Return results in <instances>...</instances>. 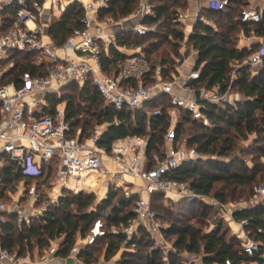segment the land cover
I'll list each match as a JSON object with an SVG mask.
<instances>
[{
	"label": "built area",
	"instance_id": "obj_1",
	"mask_svg": "<svg viewBox=\"0 0 264 264\" xmlns=\"http://www.w3.org/2000/svg\"><path fill=\"white\" fill-rule=\"evenodd\" d=\"M231 1L207 0V8L213 11L226 10ZM111 2L0 0V62L7 61L15 53H39L49 64L46 75L34 76L26 72L18 80L7 79V72L12 65L0 70V166H4L7 160L15 164L23 176L38 177L44 166L58 163L56 182L52 183L53 193L48 192L49 200L31 214H24L18 209V222L31 225L50 206L59 205L64 190L75 194L94 192L98 195L101 187L93 181H85L86 176L97 174L103 177V184L107 183L102 187H108V193L110 190L117 193L121 187L124 188L116 204L123 199L134 198L135 219L128 225L111 227L109 230L104 221L98 219L87 235L79 236L72 247L69 258L74 261H80L82 249L96 244L108 233L123 234L130 241L142 228L150 235L154 242L153 248L160 252L163 263L170 264V255L175 251L174 243L166 237L168 224L160 220L152 206L153 196L163 195L178 201H200L217 208L221 219L238 226L236 233L242 242L243 252L253 259L249 264H264V227L257 229V234L262 238L256 239L248 229L249 220L235 218L236 212L247 209L250 203H224L216 197L196 193L187 181L171 178L181 167L206 158L196 148L189 147L186 139L178 138V127L183 122V116L209 123L204 111L208 105H236L241 100V95L232 90L236 73L226 88L220 84L212 88L200 86L201 70L195 68L197 52L191 48L188 56L186 39L180 43L179 54L174 57V70L166 73L160 63L153 69L141 48L129 50L121 47L118 38L122 32L139 36L155 32L158 24L143 22L145 17L155 16V6L150 0H140L137 9L130 15L116 20L108 16L101 18V13ZM71 5L82 8L83 15L79 20L82 27L74 29L63 44L56 45L48 33L52 18L60 16ZM202 15V9L194 14L189 10L178 11L176 21L184 23L187 28L192 26L190 31L184 29L185 38L193 32ZM262 15L263 10L246 6L239 20L254 25L262 21ZM252 36L256 37L255 34ZM242 38L246 44L251 39L246 34H242ZM111 47L119 50L124 58L109 73L102 57L103 54L110 56ZM247 48L250 49L249 45ZM189 61H194L191 68L187 67ZM263 61L264 47H260L248 59L252 67L263 65ZM88 79H91L106 105L114 110L144 113L149 122L152 117L166 111L169 126L159 151L149 153L148 136L117 139L110 149L101 146L100 141L108 124L96 126L88 136L82 138V129L74 132L72 123L66 118V102L58 103L54 113L45 112V108L50 105L48 97L60 98L64 88L70 84L83 85ZM153 101L166 104L167 109L147 108ZM126 177L133 180L128 181ZM128 183H132L134 189H129ZM40 196L36 188L29 190L32 208L39 204ZM260 202H264V181L254 186L251 198V203ZM7 212L13 211L0 202V225L6 221ZM59 249L60 240L57 239L36 260V264H50ZM32 263L34 261L29 252L19 254V251L11 252L0 245V264ZM185 264L205 263L201 258L192 256ZM224 264L236 263L228 259Z\"/></svg>",
	"mask_w": 264,
	"mask_h": 264
},
{
	"label": "trees",
	"instance_id": "obj_2",
	"mask_svg": "<svg viewBox=\"0 0 264 264\" xmlns=\"http://www.w3.org/2000/svg\"><path fill=\"white\" fill-rule=\"evenodd\" d=\"M139 2L140 0H112L110 6L101 13V18L108 16L116 20L130 15L137 9ZM150 2L155 6L156 14L145 17L143 22L149 25L158 24L159 27L166 28V31L152 32L145 36L122 32L118 38L119 46L129 50L141 48L153 69L156 66L155 59L159 55L161 66L165 68L166 73H170L174 70V57L179 54L180 43L186 39L187 48H193L197 52L195 68L201 70L199 85L212 88L220 84L226 88L232 75L236 73L232 90L244 98L236 105H208L204 111L209 123L191 119L188 115L183 116V122L178 127V138L186 139L189 147L196 148L206 158L181 167L171 178L187 181L196 193L216 197L224 203L236 201L229 199L226 191L240 189V198L245 196V200L241 202L250 203V206L237 211L235 218L249 220L248 229L252 231V236L261 239L257 229L264 227V202L251 203V198L257 178H264V161H261L264 160V61L262 68L253 73L248 59L260 47L239 48L238 43L240 33L247 34L250 27L254 28L252 35L264 37V12L262 21L252 25L239 20L242 9L247 6L246 0H232L230 6L222 11L205 7L193 32L185 38L184 30L174 26H177L178 11L186 8L189 0ZM82 15L80 6L71 5L60 16L52 18L48 33L56 45L63 44L74 29L82 27L79 22ZM164 44L171 48L170 54H173V58L162 48ZM33 54H13L7 60L12 65L7 72V79L18 80L26 72L34 76L46 75L49 64L45 61H30L29 56ZM123 58L124 55L119 50L111 47L110 56L103 54L102 62L107 72L112 73ZM234 64L238 65L237 68L233 67ZM78 88L81 102H77L72 95H63L69 89ZM63 94L60 98L48 97L50 105L45 108V112L54 113L58 103L66 102V118L72 123L74 132L82 129V138L88 136L96 126L108 124L100 141L101 146L110 149L117 139L148 136L149 153L159 151L163 135L169 126L166 111L162 115L152 117L149 122L144 113L114 110L106 105L91 79L83 85L70 84L64 88ZM156 107L167 109V105L160 101L147 105L149 109ZM190 128L193 134H185ZM249 139H252L254 145L252 151H248V154L255 156L253 167L248 165L245 157L235 153L240 149L239 142ZM54 169V165L44 166L40 176L25 177L17 171L15 164L6 160L5 165L0 166V195L6 186L15 181L22 180L28 184L31 180H37L39 184V180L43 179L41 184H44ZM218 183L222 185L219 192L215 190ZM47 194V191L41 192L39 204L49 200ZM163 197L154 195L152 206L159 214L160 220L168 224L166 237L174 243L175 251L170 255V264H185L186 253L201 258L205 264H224L228 259L236 264H249L253 261L244 254L239 238L236 239L235 235L228 238L229 229L223 220H216L211 230H204L186 221L189 213L192 214L190 218L201 217L204 221L207 220L212 207L200 201L183 200L189 213L167 221L160 214L162 205L155 203ZM119 199L117 193L110 190L106 198L95 205L93 193L75 194L64 190L59 198V205L50 206L29 226L19 224L16 213L5 215L6 221L0 225V245L11 252L19 251V254H26L34 249L44 253L51 243L58 239L60 249L56 256L68 259L78 237H85L98 219L104 221L108 230L111 227L128 225L135 219L134 198L123 199L116 204ZM99 243L106 244L103 253L105 261H111L122 251L117 264H164L160 252L153 248L154 242L150 235L142 228L130 241L123 234L108 233L96 244L82 249L79 259L84 264H92L98 260L95 252L99 250ZM123 245L125 250L122 249Z\"/></svg>",
	"mask_w": 264,
	"mask_h": 264
},
{
	"label": "rangeland",
	"instance_id": "obj_3",
	"mask_svg": "<svg viewBox=\"0 0 264 264\" xmlns=\"http://www.w3.org/2000/svg\"><path fill=\"white\" fill-rule=\"evenodd\" d=\"M155 2H157V1H155ZM189 7H190V5H188L183 10L184 11L188 10ZM176 23H177V26H174V27H177V29H183V30L187 29V25H185L184 23H180L178 21ZM165 29L166 28L158 26V28L156 29L155 33L158 32V31H166ZM253 29H254L253 27H250V31L246 34L248 37L252 36V34H253L252 30ZM162 48L166 49L167 53L170 54L171 48L168 45L164 44L162 46ZM187 49H189L188 50V56H190V54H191L190 48H187ZM172 55L173 54H170L169 57L173 58ZM29 60L33 61V62H36V63H42V62L45 61L43 56L41 54H39V53H34L33 55H30L29 56ZM155 61H156V64L160 63L159 55L156 57ZM10 65H11L10 62L2 61V62H0V70L7 69L8 67H10ZM237 66L238 65L234 64L233 67L237 68ZM79 94H80V89L78 88V89H73V90L69 89L63 95H72V96L75 97L77 102H81L82 98H80ZM188 133L189 134H193V130L191 128L187 129L185 134H188ZM253 146L254 145H252V139H249V140H246V141H242V142H239L240 149H238L235 152L237 155L245 157L247 159L248 165L251 166V167H253V165H254V160H253L254 158L253 157H255V156L252 153L248 154L249 153L248 151H252V147ZM226 161H228V160H226ZM261 161L263 162L264 160H261ZM54 166L58 167V163L56 162V164H54ZM56 172H57V170L54 169L51 177L48 178L44 184H41L43 179L39 180V184H38L37 180H31L28 184L25 183L22 180L15 181V182L9 184L8 186L5 187L4 191H2V193H1L0 202L3 203L5 205V207L9 211H13L14 213H16L18 217H19L18 209H20L21 212L24 213V214H31V213L36 212L44 203L47 202V200H45L43 204H36L35 207L32 208L31 205H30V202H29V197H28L29 196V190H31L33 188H36L38 194H41V192H44V191L45 192L47 191L49 193H53L52 183L56 182L55 181L56 180ZM126 178L128 179V181H132L133 180L130 177H126ZM263 181H264V178H261L259 176L257 178V182L255 183V185L258 184V183H261ZM128 185L130 186L129 189H134V185H132V183H128ZM216 185L217 186H216L215 190L217 192L221 191L220 188L222 187V185L220 183H218ZM108 190H109L108 187H103L101 189L100 194H98V195L95 194L94 192H88V193L95 194V205H97V204L100 203L99 199L102 200L108 195ZM124 191H125L124 188L121 187L117 191V196L120 197L123 194ZM226 194L228 195L229 199H234V200L238 201V202L234 201L233 202L234 204H236V203H245V202H241V201L245 200V196L242 199L240 198V189L237 190V191L228 190V191H226ZM155 203L157 205L158 204L162 205L163 209H161L160 214L167 221L170 220V219H174L177 216H183V213H189L188 210H187L188 207H186V204L184 203V201H178V200L173 199L171 197H167V198L163 197L162 199L157 200ZM183 211H185V212H183ZM7 214H10V212L9 213L7 212L6 215ZM191 215L192 214L189 213V215L186 218V221L189 222V223H192L193 225L201 227L204 230H209L215 224L216 220L221 219L220 215H219V210L217 208H214V207L209 212V217L205 221L203 219H201V217L190 218ZM221 220H223L224 225L226 227H228V229H229L228 238L230 236H232V235H235L233 230H232V228L230 227L229 223L226 220H224V219H221ZM235 237H237V236L235 235ZM236 239H238V237ZM168 241H170L171 243L173 242V240L169 239V238H168ZM105 247H106L105 243H99L97 245V248L99 250H97L95 252L96 253L95 255H96V257H98V260L96 262L92 263V264H114L113 259L111 261H105L104 254H103ZM122 249H125L124 245H123ZM43 254H44L43 252H39L36 249H34L33 251L29 252V256H30L31 260L34 261L35 264H36V260L40 259L43 256ZM191 258H192V255H189L187 253L184 254V259L189 261V260H191Z\"/></svg>",
	"mask_w": 264,
	"mask_h": 264
},
{
	"label": "crops",
	"instance_id": "obj_4",
	"mask_svg": "<svg viewBox=\"0 0 264 264\" xmlns=\"http://www.w3.org/2000/svg\"><path fill=\"white\" fill-rule=\"evenodd\" d=\"M246 3H247V6H255L261 10H263L264 12V0H246ZM189 11L191 13H195L197 11H200L202 9L203 11V8L207 7V0H189ZM190 29H192V26L187 28L188 31H190ZM242 34H244V32H241V34L239 35V48H247V46L249 45V48H252V47H264V40L262 37L260 36H250V40L249 42H247V44L243 41V38H242ZM247 45V46H246ZM193 62V63H192ZM189 61L187 63V67L188 68H191L194 64V61ZM262 68V65L261 66H258V67H253V73H257L260 69ZM244 99L243 96H241V100ZM102 179V180H101ZM99 183L96 184V186H99L101 187V189L103 188L102 186H105L107 183H104V179L101 178ZM101 192V191H100ZM99 192V194H100ZM103 200V199H102ZM99 201H101L99 199ZM230 227L232 228L234 234L237 236V231H238V226L234 223H231L229 224ZM238 237V236H237ZM122 256V251L119 252L114 258H113V262H118L120 260ZM32 264H35V263H32ZM50 264H67V261L65 259H62L60 257H55L54 260L50 263ZM73 264H84L81 260L80 261H74Z\"/></svg>",
	"mask_w": 264,
	"mask_h": 264
},
{
	"label": "bare ground",
	"instance_id": "obj_5",
	"mask_svg": "<svg viewBox=\"0 0 264 264\" xmlns=\"http://www.w3.org/2000/svg\"><path fill=\"white\" fill-rule=\"evenodd\" d=\"M101 178H103V177H101V176H99L97 174H90V175H88V176L85 177V181H87V180L93 181V183L96 185V184L99 183V181H100Z\"/></svg>",
	"mask_w": 264,
	"mask_h": 264
},
{
	"label": "water",
	"instance_id": "obj_6",
	"mask_svg": "<svg viewBox=\"0 0 264 264\" xmlns=\"http://www.w3.org/2000/svg\"><path fill=\"white\" fill-rule=\"evenodd\" d=\"M197 21H199V19ZM197 95H199V93H197ZM73 263H74V259L73 258H69L67 260V264H73Z\"/></svg>",
	"mask_w": 264,
	"mask_h": 264
}]
</instances>
